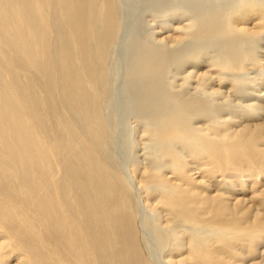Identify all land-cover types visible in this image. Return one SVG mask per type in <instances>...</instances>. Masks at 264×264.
I'll list each match as a JSON object with an SVG mask.
<instances>
[{"label":"bare ground","instance_id":"6f19581e","mask_svg":"<svg viewBox=\"0 0 264 264\" xmlns=\"http://www.w3.org/2000/svg\"><path fill=\"white\" fill-rule=\"evenodd\" d=\"M149 1L165 11L175 0ZM178 2L187 22L176 23L170 45L137 37L135 30L127 43L130 117L147 141L145 164L135 159L128 170L133 188L111 161L103 116L111 89L109 56L119 32L118 0H0V264H147L145 241L135 229L136 191L153 212L142 224L167 249L169 264H181L174 253L181 249L178 227L191 232L192 243L204 245L195 234L200 207L202 215L231 218L241 206L248 233L260 231L259 209L242 207L243 200L230 206L221 193H194L189 182L205 184L206 175L193 179L187 159L205 156L214 168L209 172L231 167L263 173L256 157L264 154V120L245 119L264 116V87L255 90L257 99H244L248 74L240 72L250 52L261 49L264 0ZM208 50L220 59L217 75L191 85L192 72L184 71L175 89L169 69L190 66ZM259 61L257 87L264 81V56ZM212 80L217 89L207 86ZM226 82L231 87L224 91ZM233 121L237 128L217 130L219 135L203 127ZM131 139L130 151L137 150L139 142ZM231 228L200 227L225 238L237 229Z\"/></svg>","mask_w":264,"mask_h":264},{"label":"rangeland","instance_id":"374dc122","mask_svg":"<svg viewBox=\"0 0 264 264\" xmlns=\"http://www.w3.org/2000/svg\"><path fill=\"white\" fill-rule=\"evenodd\" d=\"M148 1L149 0H118V7L120 9V10L118 9L120 11L119 32H118L117 40L112 49L113 51H111L110 53L109 62H108V66H109L108 72L111 77V83H110L111 89L107 97L103 101V116L105 121L107 120L106 123H107V127L109 128L108 131L110 133V138H111L109 143V148L111 151L110 154L111 161L117 167V169L122 174H124L123 176L127 179L128 183L133 188L135 187V184H134V180L131 178V173H129L130 167L135 159H137L141 163L140 165L145 164L144 158H146L145 156L146 152L143 148H144V143H147V141H146V137L144 138V136L140 133L141 131L137 128L136 123L134 122L136 119L133 118L134 116L132 114H130L129 104L132 95L130 93V90H127L128 86L125 82V68L128 62L127 43L128 40H130L132 37L135 36L143 37L145 35H149V37L157 41L164 40L163 41L164 44L170 45V40L174 39V37L178 34V32L174 29L176 27V23L187 22L186 21L187 16H181V11L178 9V6H176L177 3L175 2L176 1L178 2L179 0L173 1L171 5L172 7H170V9L169 7L165 8L164 6L163 10L166 9L165 11H162V9L160 8L157 9L151 8V6H149L150 1L149 2ZM245 9L246 8L240 9V11H243ZM166 11L168 12L166 13ZM132 31L135 32L134 34L135 36L133 35L134 32ZM262 37L263 40L260 45L261 49H257L256 53L250 52L248 61L244 62L243 60V66L245 70L241 71L240 73L242 74L243 72H245L248 74L247 76L248 79H246L245 81L246 85L244 86V93H243L244 95H242L244 99L249 97L248 95H252L251 97L256 98L255 96H257L256 94L258 93V92L256 93V91H259L261 87H264V81L263 82L261 81L262 85L257 87L255 86V83L257 82L255 79H253L254 77H257L256 73L258 72L259 66L261 65L260 63H262L259 61V59L262 58V56H264V35H262ZM205 52H206L205 55H201L199 60L193 62V64H191L190 66L184 65L183 67L181 66L183 69H177V70H174L175 69L174 67H171L170 68L171 70L169 69L170 73L168 74L167 79H169L171 83L173 82L174 86H176L175 89H179L178 86L182 84L184 79L183 77L184 74L182 72L184 71L188 73L192 72L191 78L189 79V84L191 85L196 84L198 80L208 82L209 81L208 75H213V77L217 75L219 69L214 66L218 65L220 61L219 57L215 56L216 54L215 52L211 53L210 50ZM258 55H260L259 58ZM212 56L214 57L212 58ZM252 56H255L254 57L255 60L250 61ZM206 57L209 58L208 61H204V58ZM193 65L195 67H192ZM186 68L187 70H185ZM194 75H199V77L198 78L194 77ZM252 80L255 81L250 83V81ZM210 82L207 86H214V88L216 86L215 89L218 88L219 84L217 82H214V80ZM125 85L127 86L126 88ZM221 87L225 91L226 89L228 90L231 87V84L230 82L222 83ZM263 92L261 91V93ZM229 94L231 95L232 93L229 91ZM260 118L264 120V116L262 115L248 117L245 120H249V122L253 123L254 121H251L252 119L260 120ZM200 122H201L200 123L201 126L202 121ZM257 122L260 123L263 121H257ZM209 125H210L209 123L206 125L203 124L204 129L207 128L212 133H215L214 131H216L217 133L215 134L219 135L220 133H222L221 131L225 132L226 128L228 129V132L231 131L229 128L231 129L233 128L232 130H235L237 128L236 126L239 125V122L233 121L232 123L231 122L229 123V126L227 125L222 127L219 126V128L218 127L213 128L211 126L212 124L210 126ZM217 130H220V133ZM204 132L206 134H209L207 130H204ZM130 139L131 140L137 139V141L139 142L140 146H138L139 148H137V150L133 149L132 151H130ZM262 144L263 145L262 147H260V150H262L264 153V142ZM122 145L126 146V148ZM256 159L260 161L262 160L261 162L262 164L260 166H261V171H263V173H256L252 169L251 172L238 170V169L235 171V168H231V167L223 168V171L221 173L214 171L209 172L206 169L212 170L214 168L211 166L209 160H207L205 156L203 160H198V161H196L195 159L194 160L187 159L188 163H190L189 161H191L192 163L189 164L187 169L190 170L191 174L189 173V175L190 176L193 175L192 176L193 179L196 178L198 179V177H201V175L202 176L208 175V177L203 176L205 184L202 185H196L194 181L193 182L188 181L189 184H191V186L193 187L194 193L202 192L204 196L206 195L213 196V194L215 195L221 193L225 203L229 204L230 206L237 205L238 203H240L237 202L238 200L240 201L243 200L244 202H241L243 204L240 203L242 207L245 205L247 207H250L249 210L253 209V207L259 209L261 215L259 214L257 217L258 219L262 220L263 225H259L258 228L260 229V231L256 230L255 233L254 232L248 233L246 229H248L249 226H247V223L245 222V218H243V213L241 212L242 209L241 206H237L240 207L239 215L231 218L230 216L225 217L224 215H218V216L212 214L202 215L201 213L202 207H200L195 213V217H196L195 220H198L199 222L198 229L197 232H195V234L196 236H199L201 239H203L204 245L200 246L196 243H192L191 232L185 227H178L177 229L178 238L176 240L177 243L181 246V249L174 253L176 257L178 256L177 260H181L180 261L181 264H264V154H262L261 152L258 153ZM185 164L186 162L182 163V165ZM196 169H200V170H196ZM167 170L170 171L169 169H165L163 170V173L164 172L167 173L168 172ZM203 172L204 174H202ZM127 175L130 178H128ZM167 175L168 178H172V179H174L175 178L174 176H176L172 174L171 175L167 174ZM202 189L204 191H202ZM134 195H135V201L133 204L134 205L133 210L135 212L136 220H137L136 228L135 226L134 228L136 229V232L138 231V233L143 237V241H145L144 242L145 247L143 246L144 247L143 249L146 252L144 254L146 261L148 262L147 264H169L165 260V254H164L166 253L167 249L162 250L161 248H159V246L156 244L155 238H153L154 236L151 230L148 227H146L144 224H142L143 219H151L153 217L152 214L153 212L144 204V202L141 203L137 191L134 192ZM110 200L111 201L109 202V205H111L112 201L115 200V197L112 195V197H110ZM236 202L237 204H235ZM156 205H157V209H161V205H159L158 203ZM250 216L252 218V215ZM162 219H164L163 222L166 220L165 214L163 215V213L161 214V220ZM252 219L250 221H252ZM208 223L211 224L213 228L224 226L231 231L234 230L231 227H235L238 230L236 229L237 232L233 231V233L227 231L226 238L225 236L219 237L213 231L211 232L207 231L206 233L203 232V230L201 231L200 227H206ZM253 223L254 225H258L257 221H253ZM239 229L241 230L239 231ZM148 242L150 245L148 244ZM154 248L156 250H154ZM158 252L160 253V255ZM162 254L163 256H161ZM161 257H163L162 258L163 260H161Z\"/></svg>","mask_w":264,"mask_h":264}]
</instances>
